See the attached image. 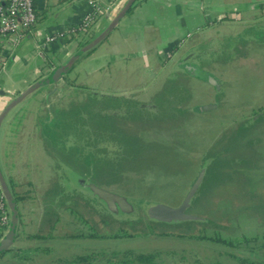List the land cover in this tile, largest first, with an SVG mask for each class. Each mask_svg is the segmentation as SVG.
Returning <instances> with one entry per match:
<instances>
[{
	"label": "rangeland",
	"instance_id": "rangeland-1",
	"mask_svg": "<svg viewBox=\"0 0 264 264\" xmlns=\"http://www.w3.org/2000/svg\"><path fill=\"white\" fill-rule=\"evenodd\" d=\"M253 27L218 24L208 31L211 33L210 39L218 41L224 47L227 44L231 45L223 57L208 65L219 78L220 89L215 90L212 85L189 80L183 74H179L176 81L192 93V96L180 106L181 109H190L186 110L188 113L183 114L181 118L176 121L151 119L153 123L147 125L134 120L118 121L122 129L135 132L147 142H152L144 154L137 157L129 168L123 170L125 176L123 182L112 185L111 189L133 197L135 217L146 223L147 204L161 203L171 207L178 205L189 189L205 154L217 151L221 144L229 145L230 141L225 140V137L228 132L238 131L239 124L247 129L238 133V138L231 141L229 146L232 152H240V155L236 156L238 159H245L252 164L234 167L236 172H239L238 177L236 174H224L223 184L212 186L208 195L189 207L187 213L223 225L226 228L219 232L223 237L257 235V241L233 247L206 239L154 234L91 239L85 236L84 239L81 237L73 239L68 237L69 233L82 231V228L79 226L74 230L75 218L63 213L53 232L54 240L27 238V234H24L13 246L16 254L12 251L1 253L0 264H67L64 262L73 254L80 256L104 252L105 255L100 257L106 258L113 251L126 249L155 252L157 258L164 264H208L214 259L224 264H237L231 255L264 259V115L252 123L248 121L255 113L264 112V22ZM207 41L198 36L192 44L203 45ZM79 61L71 71L74 78L68 76L69 78L60 79L55 84L44 85L17 106L16 113L21 110L19 115L24 117L22 126L18 127L17 123L13 122L6 136H9L11 130L12 135L19 131L23 136L18 139L22 146L17 147L14 140H11V135L3 142L4 151L0 153V167L7 181L18 186L15 190L19 194L27 188L31 195L32 189L37 187L38 193L36 196L34 194V197L40 203L47 204L51 201L49 197L43 196L42 191L53 184L55 174L52 167H55L56 161L54 154L46 153L45 149L41 148V141L37 136L40 131L39 124L51 126L56 120L55 117L63 115L65 111L67 113L76 104L87 102L88 90L94 91L93 77L88 72L91 68L81 59ZM20 70H24L23 65ZM152 75L151 73L148 75L149 81H152V78H156L157 81L147 84L150 88L165 82L167 71L161 75ZM68 82L72 85L68 86ZM83 83L88 85L83 86ZM137 91L115 92H122L130 95L133 100L148 103L144 99L148 94L146 90ZM131 92L132 94L134 92V95H131ZM209 102H215L217 106L204 112H196L190 108L192 105ZM178 141L179 144H184L178 146ZM98 178L103 181L101 176ZM139 198L144 200H135ZM40 203L37 202L38 205ZM35 210L36 207L33 209V221L30 224L32 226L29 228L31 234L28 235L44 234L47 231L48 219L46 221L45 218L38 219ZM83 210L84 215L88 217L86 208L81 207V212ZM97 218L96 215H89L88 220L96 224ZM117 228V224L105 225L100 221L98 231L110 234ZM199 228L197 224H194L191 230L161 226L156 231L197 233ZM213 231L208 228L206 232L210 235ZM84 233L89 232L84 230ZM34 247L42 250H31ZM46 248L47 253L43 251ZM83 263L84 261H79V264ZM99 264L110 263L101 261Z\"/></svg>",
	"mask_w": 264,
	"mask_h": 264
},
{
	"label": "crops",
	"instance_id": "crops-1",
	"mask_svg": "<svg viewBox=\"0 0 264 264\" xmlns=\"http://www.w3.org/2000/svg\"><path fill=\"white\" fill-rule=\"evenodd\" d=\"M125 2L98 0L99 10L88 35L64 34L46 43L47 36L74 27L91 7L87 0H33L36 20L9 52L0 71V91H3L0 93V111L11 97L30 83L45 77L57 65L64 64L81 47L80 43L100 33ZM3 3L4 0H0V5ZM262 21L264 0H137L108 36L83 54L73 67L80 59L88 64L91 68L89 75L93 77L92 87L101 91L139 90L157 81L156 78L149 81L150 73L161 75L177 63L180 52L194 46L192 42L198 36L209 40L211 33L208 31L212 27L233 24L247 28ZM168 53L171 54L169 59L166 58ZM22 65L23 71L20 70ZM73 67L68 73L72 78L75 77L71 75ZM16 110L7 115L0 127V153L4 151V140L10 135L17 147L22 146L18 141L23 137L19 131L12 135L10 129L9 136H6ZM21 192L24 197L17 201L20 223L13 246L24 234L30 237L28 233L33 221L34 203L29 189ZM6 232L7 228L0 227V239Z\"/></svg>",
	"mask_w": 264,
	"mask_h": 264
},
{
	"label": "flooded vegetation",
	"instance_id": "flooded-vegetation-1",
	"mask_svg": "<svg viewBox=\"0 0 264 264\" xmlns=\"http://www.w3.org/2000/svg\"><path fill=\"white\" fill-rule=\"evenodd\" d=\"M230 46L231 45L227 44L224 47L220 45L218 41L210 39L203 45H194L180 52V54L176 58L177 60L179 59L178 62L169 67L167 75L164 77L165 82H160L158 86L156 84L151 88L146 87L138 90H146V92L150 95L148 96V94L145 92L147 95L144 96V99H146L145 101H148V103L133 100L130 95L127 96L124 93L110 90L101 91L99 89L92 88L94 89V94L96 96V101L92 105L93 111H97L102 115L108 114V116L111 117L110 121H112L115 125L113 126L118 127L119 130L105 129L106 126L104 123H102L103 120L100 118H96L95 120L91 121L92 127H88L87 129L72 130L67 124V122L69 123V121L73 120V116L69 113H63V115L55 117L56 120L51 123V126H47L45 123L44 125L39 124L40 131H38L37 136L41 141V148H44L46 153L52 155L54 154L53 157L56 161L55 167H52V171L55 174L54 179L51 178L53 179V184H51L50 188L42 191L43 196L45 195L44 197H49L51 201L47 204L45 202L40 203L39 201H37V198L34 197V194L36 196V193H38L37 187H34V189H32L33 193L30 195L33 200L34 206L36 207L35 211H37L38 219L45 218V221L46 219H48L47 231L42 234L46 235L45 239H55L53 232L55 231L57 224L59 223L60 216L63 213H65L64 215L75 218V221L73 222L75 223L73 226L74 230L79 228V226L82 228V231L69 233L68 237H72L73 239H78L81 237L84 239V237L86 236L88 237V239H91V237H89L88 235L90 233L98 232L99 223L101 221L100 212L103 205L95 196L91 194L85 184L91 183L108 192L122 195L114 192L111 189V186L123 182L125 178L123 170L126 167L129 168V166L137 157L144 154L147 149H149V146L152 142H147V140H145L142 136H139L135 132L133 133L131 131L122 129L119 126L118 121L134 120L147 125L149 123H153L151 119H169L172 121H176L177 119L181 118V116L183 114L185 115V113H181L182 109L180 106L183 101L185 102L188 97L192 96V93L190 91H187L186 87L176 81L178 75L183 74L184 77L189 78V80L193 79V81H200L205 84L211 85L208 82L199 79L198 77L186 74V70L183 66L189 62L196 63L200 68L213 73L212 70L208 68V65L217 58L223 57V55L226 54V52L231 48ZM170 57L171 54L168 53L166 58L169 59ZM68 73L62 76L61 79L63 80L69 78ZM67 85L71 86L72 83L69 82V84L67 83ZM88 91L89 95L93 90ZM130 94L134 95V92L133 94L132 92ZM81 105L85 104L82 103ZM195 106L198 105H192L190 108L192 109ZM216 106L217 104L215 103V106L213 108H215ZM213 108H210L208 110H211ZM186 110L189 111L190 109ZM186 110L183 109V111ZM19 112H21V110H19ZM19 112H15L13 122H16L18 127H21L23 118L22 115H19ZM263 115L264 112L260 111L250 117L248 121L249 123H252L254 120ZM81 118L87 119V116L83 115L81 116ZM124 135H129L130 137H135L136 139L134 140L131 138L128 142L129 144L124 145L123 143H127ZM182 144L184 143L179 144V141L177 143L178 146H181ZM178 146L176 147L178 148ZM109 159H112L113 161H108ZM204 161L205 158L203 159L198 172L193 178L190 187L198 177ZM99 176H101L103 181L99 180ZM58 181H61L62 187L59 188L60 191L55 192L54 186L58 183ZM196 192L197 190L195 191V194ZM122 196H125L132 201L134 200L133 197H129L127 195ZM183 198L181 199V201L183 200ZM135 200L143 201L144 199L139 198ZM37 202L40 204L38 205ZM35 207L32 208V212ZM81 207L86 208V214L88 215V217L84 215V210L81 212ZM54 211L58 214L59 217V220H57V222L55 221V215L53 214L55 213ZM78 214L80 215L81 220H78L76 218ZM89 215H96L98 217V220L96 221V224L98 226L95 224V222L90 223V221L88 220ZM44 223L46 224V222ZM36 226H38V224ZM84 230L89 233H84ZM64 236L67 237V235ZM99 254L100 252H93V255H95L96 258L92 261H88V264H91L92 262L94 263L95 261L99 264L101 260ZM75 256H79V254H73L70 259L74 258ZM70 259L66 260L64 263L79 264L72 263Z\"/></svg>",
	"mask_w": 264,
	"mask_h": 264
},
{
	"label": "trees",
	"instance_id": "trees-1",
	"mask_svg": "<svg viewBox=\"0 0 264 264\" xmlns=\"http://www.w3.org/2000/svg\"><path fill=\"white\" fill-rule=\"evenodd\" d=\"M85 43L84 42L80 43L79 46H82ZM95 101H96V96L92 92L88 95V100L87 102L84 103L85 105L76 104L72 108H70V110L67 113L73 116V120L69 121V123L67 122V124L69 125V128L72 130L87 129L88 127H92V124H91L92 120H95L96 118H100L103 120L102 123H104L106 126L105 129L119 130L118 127H114L115 125L113 124L112 121H110L111 117L108 116V114L102 115L101 113L97 111H93L92 105ZM181 111H182L181 112L182 114L188 113L187 111H183V109ZM64 113H66V111ZM83 115H86L87 119L81 118V116ZM238 126H239L238 131H232L231 133L228 132L227 137H225V140L230 141L229 145L231 141L238 138L237 137L238 133L247 129L245 127H241L239 124ZM124 136L127 142V143H123L124 145H128L129 144L128 142L131 138L134 140L136 139L135 137H130L129 135L127 136L124 135ZM229 145H227L226 143L221 144L220 146L217 147L219 148L217 151H214L213 153L207 152L205 154L204 163L207 167L205 169L203 180L200 186L198 187L196 194L192 198L190 207L194 205V203L199 202L202 198L206 197L212 186L223 184V182L225 181L223 179L224 174H228V175L236 174L238 177L239 172H236L234 167L236 166L244 167V166H249L252 164L250 161H247L245 159H238L237 157L238 155H240V152H232L231 146ZM222 155L223 156L225 155V156L223 157ZM108 161H113V160L109 159ZM226 168L227 170H225ZM8 183H9L10 189L17 203V201L22 199L24 195L19 194L17 191H15V186L13 183L9 181ZM60 187H62V183L61 181H58V183L54 186V191L55 192L60 191L59 189ZM53 214L55 215V221L57 222V220H59L58 214L56 212ZM18 216L20 215L18 214ZM100 217H101V222L103 224L105 225L117 224L118 228L115 230V232L110 233V234H104L99 231L90 233L88 236L91 238H103V237H108V236L112 238H118V237H130V236L132 237L136 235L154 234V235H160V236L188 237V238L201 239V240L206 239V240L214 241L216 243L233 246V247H239L244 244L248 245L250 242L257 241L258 239L257 235L253 237H248L243 234L236 238L223 237L219 234V232L220 230H223L226 227H224L221 224L215 223L212 220L207 219V218H205L204 221L187 220V221H182V222L175 223V224H166L162 222L150 221L147 218V222L144 223L142 220L137 219L136 217L126 218V219H117L104 206L101 207ZM76 218L78 220H81V217L79 214L76 216ZM19 223L17 224V226H19ZM194 224H197L200 226V228L197 230V233H173V232H166V231H160V230L156 231L161 226L168 227L170 229H177V228L181 229L182 228L186 230H191ZM126 227L130 230H128ZM2 228H7V227H2ZM208 228L214 230L213 233L210 235H208L206 232ZM29 236L31 238H45L46 235L34 233L33 235H29ZM38 249L42 250L41 248H37V247H34V249H31V250L36 251ZM6 251H12L14 254H16V251L14 248H10ZM6 251H3V252H6ZM43 251L47 253L48 249L46 248ZM99 255L102 256V255H105V253L100 252ZM231 256L235 258L237 264H264V259L262 260L255 259V258H251L248 256H235V255H231ZM95 258H96L95 255H93L92 253H88L83 256H75L74 258H71L70 261L72 263H79V261H84V264H88L89 263L88 261H92ZM101 261H105L106 263H110V264H164L162 261H160L157 258V254L155 252H142V251H135L132 249H126L122 251H113L106 258L101 257ZM208 264H224V263L218 259H214Z\"/></svg>",
	"mask_w": 264,
	"mask_h": 264
},
{
	"label": "water",
	"instance_id": "water-1",
	"mask_svg": "<svg viewBox=\"0 0 264 264\" xmlns=\"http://www.w3.org/2000/svg\"><path fill=\"white\" fill-rule=\"evenodd\" d=\"M137 0H126L122 8L117 14L110 20L108 25L97 35L92 37L84 45L79 47L64 64L57 65L52 71L43 78L33 81L17 95L11 97L6 102L4 107L0 111V127L7 115L17 106L22 104L24 100L38 88L55 84L62 78L66 73L70 71L76 61L85 53L92 50L98 44H100L108 34L115 28L119 20L128 12V10L135 4ZM186 74L198 77L199 79L211 84L215 90L219 89V78L213 73L206 71L199 67L196 63H186L184 66ZM94 93V91H92ZM3 94V91H0ZM215 103H208L198 105L192 108L193 111L203 112L210 108H213ZM206 165L205 163L200 169L198 177L188 190L183 200L177 206H167L161 203H149L145 208V214L150 221L162 222L166 224H175L182 221L194 220L204 221L205 218L198 215L187 213L186 210L190 207L192 198L195 191L199 187ZM87 189L95 196L98 201L117 219L123 218H135L136 208L134 202L122 195H118L112 192H108L102 188H99L91 183L85 184ZM0 194L3 197L8 212H9V223L7 226L6 234L0 239V253L12 248L16 237V228L18 224V208L17 203L10 189L9 183L4 176V173L0 167Z\"/></svg>",
	"mask_w": 264,
	"mask_h": 264
},
{
	"label": "built area",
	"instance_id": "built-area-1",
	"mask_svg": "<svg viewBox=\"0 0 264 264\" xmlns=\"http://www.w3.org/2000/svg\"><path fill=\"white\" fill-rule=\"evenodd\" d=\"M98 0H87L90 10L83 15L78 23L54 35L46 37L51 42L56 36L69 34L88 35L92 23L98 13ZM36 20L33 0H4L0 5V71L7 62L9 52L21 41L25 31L29 30ZM0 194V227H7L9 212Z\"/></svg>",
	"mask_w": 264,
	"mask_h": 264
}]
</instances>
